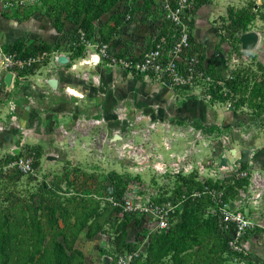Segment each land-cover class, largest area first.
I'll use <instances>...</instances> for the list:
<instances>
[{"label": "rangeland", "instance_id": "374dc122", "mask_svg": "<svg viewBox=\"0 0 264 264\" xmlns=\"http://www.w3.org/2000/svg\"><path fill=\"white\" fill-rule=\"evenodd\" d=\"M262 1L203 0L201 11L212 13L211 27L198 31V115L165 121L130 111L121 120L116 115L121 128L108 127L106 136L117 129L122 136L109 137L104 149V125L91 121L100 114L76 119L72 112L78 142L70 148L72 139L54 128L49 105L56 74L64 94L67 75L90 82L92 64L82 63L87 51L77 38L83 16L89 18L83 31L92 39L114 46L121 38L114 37L121 24L111 7L95 17L84 15L89 0L0 5V30L13 28L22 37L13 48L0 43V264H56L57 244L69 255L61 256V264H143L154 232L177 235L184 206L196 218L195 230L184 236L186 264H264V115L245 104L231 112L235 97L216 77L264 64ZM250 2L253 16H244ZM139 23L144 26L143 19ZM247 32L256 34L252 48L242 47ZM42 44L49 48L41 51ZM192 122L212 125L211 131L203 133ZM90 124L83 144L79 136ZM128 198L136 208L124 211ZM210 224L226 233L224 245ZM88 226L101 231L87 237Z\"/></svg>", "mask_w": 264, "mask_h": 264}, {"label": "crops", "instance_id": "0c3cea01", "mask_svg": "<svg viewBox=\"0 0 264 264\" xmlns=\"http://www.w3.org/2000/svg\"><path fill=\"white\" fill-rule=\"evenodd\" d=\"M203 7V3H200L199 6L198 4L196 5L194 10L192 38L197 49L198 44H202V42L198 40V31H206L211 27L209 26L208 20H210L209 18L212 10L201 11ZM196 17H198L199 20V22L197 20V24L195 23ZM143 18V16L142 18L140 17V19ZM137 21L138 20H133L127 23L120 22L121 26L118 27L119 33L114 35V37L121 36L123 40H125V38L128 40H125L123 43H121V38L119 41L114 40L113 43L116 42L114 45L116 48H119V50H126L129 48L135 49L137 44L147 36V32L150 30L149 24L144 23V26L142 27L140 25L141 23H139L140 27L138 28V25L136 24ZM12 32H14L15 35L10 37L8 34H11ZM54 33L55 30L53 28L52 30H49V37ZM19 36L20 35H17V32L13 30V28L9 30H0V43H10L16 40ZM206 40L207 38L204 41ZM90 66V69L87 70L86 78L91 83L71 75H67L65 80H63L66 82L64 83V86L66 88L69 86L75 89L80 93V97L70 95L69 93H60L58 91L60 78L57 74L56 81L54 82V94L52 93L51 95V104L49 105L51 108L50 113L51 117L54 119V128L59 130L61 127L66 131L67 135H70V138L72 139L68 142L70 148H73L76 145V142H78L76 137L77 133H74L71 130L73 123V119L71 118L74 117L72 116V112L75 113L76 119H79V117L86 112H95L102 116L99 125H104V130L102 131L101 136V142L103 144H99L100 149L107 148L109 137L120 138L122 136V131H120V129L113 131L109 137L106 136V132H108V127L109 130H111V128H114L112 130H115L118 127L121 128L116 122L119 119L121 120V117H126L128 111L134 114V116L138 115V117H146L149 120L154 118L159 121H165L168 118H193L198 115V99H179L174 96L171 91L157 85L147 77L115 69L103 62L98 65ZM91 76H96L97 79H94L95 81L93 82L90 80L91 78L89 79ZM60 94H64L61 95L62 98ZM116 115L119 119L114 121ZM28 126L30 127V125ZM92 127H94V125H88L86 130H83V134H80L79 138H83V144L89 142L87 140L89 139ZM59 141L60 139L58 138L57 142L59 143ZM63 141H61V143H63ZM116 141L117 140L114 138L113 143H116ZM113 143L111 142L108 145L113 147Z\"/></svg>", "mask_w": 264, "mask_h": 264}, {"label": "built area", "instance_id": "2783aa9c", "mask_svg": "<svg viewBox=\"0 0 264 264\" xmlns=\"http://www.w3.org/2000/svg\"><path fill=\"white\" fill-rule=\"evenodd\" d=\"M24 0H0L2 7L11 8ZM198 0H117L111 12L122 23L139 20L150 30L136 46L119 50L109 41L87 39L78 30V39L87 51L81 61L97 65L105 63L115 69L142 75L162 86L179 99L198 98V49L192 38L194 10ZM96 80L95 77H92ZM91 121L99 122L100 119ZM124 211L136 208L131 198L121 204ZM157 224L164 226L159 218ZM128 264V263H126Z\"/></svg>", "mask_w": 264, "mask_h": 264}, {"label": "trees", "instance_id": "16d2710c", "mask_svg": "<svg viewBox=\"0 0 264 264\" xmlns=\"http://www.w3.org/2000/svg\"><path fill=\"white\" fill-rule=\"evenodd\" d=\"M203 0H198V6L200 3H202ZM117 0H98L97 3H90L89 2L84 7V15L88 13H94V16H98L101 14L104 10H107L108 8L112 7ZM253 3H248L246 6V9L244 11V16L248 15L249 17L253 16V13L250 11L251 8H253ZM260 6H264V1H262ZM259 7V6H258ZM258 7L254 11L258 10ZM263 16V14H261ZM237 16V15H234ZM231 17V15H229ZM82 27L86 29V23L89 20L88 17H82L80 19ZM53 21V26L55 28V19ZM241 28H245V23H242L239 25ZM83 29V30H84ZM82 32L84 33V31ZM85 37L87 39H92L89 34L84 33ZM78 38V33H77ZM22 40V37H19L17 40H14L12 43H7L6 46L13 48L16 46L20 41ZM47 44H42L41 51H46ZM214 63H216L217 67L219 68L220 62L218 59H215ZM218 80L223 81V85L228 89V91L231 93L232 96H234V100L231 104V112H234L238 106L245 104L248 107H251L254 109L256 114L264 115V64L257 61L255 62V68H251L248 66H238L236 67L232 75L229 77H219L216 76ZM219 89L220 87L217 86ZM212 92H215L212 91ZM233 98V97H232ZM192 99V98H189ZM262 116H260L261 118ZM192 127L200 130L203 133H209L211 131L212 125L204 126L201 122L195 123H188ZM193 209L191 207L184 206L181 210V220L178 228V233L175 237H172V235L168 231L164 232H154L151 237L149 238L147 247L145 249V257L143 264H151L153 261H155L154 264H186L184 262L183 257L181 256V253L185 250V240L184 236L187 235L190 232H193L196 228V218L193 215ZM213 226V232L217 236V239L219 242H222V244H225L224 237H226V233H222L218 230V228L215 225H209ZM256 228V227H255ZM101 231V227L98 226L92 230L89 229V226L87 228L86 236L91 237L96 232ZM122 232V231H121ZM238 240L241 238H237ZM238 242V241H237ZM221 244V246H222ZM239 246L244 249V244L238 242ZM124 246H128V243H124ZM58 252L55 256V263L61 264V256L63 255L65 260L69 258V255H65L64 251L62 250L61 245H58ZM166 255H169V260H162L163 257ZM147 256V257H146ZM193 264V263H188Z\"/></svg>", "mask_w": 264, "mask_h": 264}, {"label": "water", "instance_id": "95a60500", "mask_svg": "<svg viewBox=\"0 0 264 264\" xmlns=\"http://www.w3.org/2000/svg\"><path fill=\"white\" fill-rule=\"evenodd\" d=\"M255 42H256V34L253 32H247L241 36V43H242V47H244V48H252L254 46ZM3 81L6 84L10 83V73L5 74ZM241 155H242L243 159H245L246 150H242Z\"/></svg>", "mask_w": 264, "mask_h": 264}, {"label": "bare ground", "instance_id": "6f19581e", "mask_svg": "<svg viewBox=\"0 0 264 264\" xmlns=\"http://www.w3.org/2000/svg\"><path fill=\"white\" fill-rule=\"evenodd\" d=\"M82 62L89 63V61H82ZM66 92L70 93L71 95L77 96V97L81 96L79 92H77L75 89H73L69 86L67 87Z\"/></svg>", "mask_w": 264, "mask_h": 264}]
</instances>
